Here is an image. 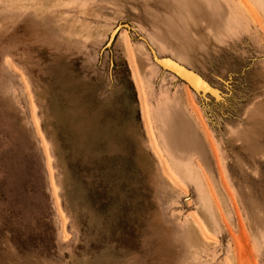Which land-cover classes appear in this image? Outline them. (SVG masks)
Returning <instances> with one entry per match:
<instances>
[{
  "label": "rangeland",
  "instance_id": "1",
  "mask_svg": "<svg viewBox=\"0 0 264 264\" xmlns=\"http://www.w3.org/2000/svg\"><path fill=\"white\" fill-rule=\"evenodd\" d=\"M0 264H264V0H0Z\"/></svg>",
  "mask_w": 264,
  "mask_h": 264
},
{
  "label": "bare ground",
  "instance_id": "2",
  "mask_svg": "<svg viewBox=\"0 0 264 264\" xmlns=\"http://www.w3.org/2000/svg\"><path fill=\"white\" fill-rule=\"evenodd\" d=\"M114 35H115V32L113 33V35H112L111 38H113ZM154 55H155V53H154ZM155 57H156V55H155ZM151 58H152V56H151ZM156 59H159V58L156 57ZM166 59H169V58H166ZM169 61H171V63L170 62H167L169 64L165 66L166 68H162V69L165 70V71H167V72L174 71L175 73H177L178 75H180L181 81H183L189 88H191L190 85H193L197 89L203 91V94L202 95H198L195 92H193L195 95H198L200 97L205 98V96H207L206 94L208 93L209 96H211L214 101H216V99L218 100L219 98L221 100V97H219V93L217 92V90L212 89L211 86L209 85V83L206 82L203 78H201L198 74H196L192 70H189L188 68L184 67L181 63H179V62H177V61H175L173 59H169ZM153 63L156 66H158L154 61H153ZM187 71H189L190 73H187ZM170 73L172 74V72H170ZM191 73L195 74L196 76L191 75ZM172 76L174 78H177V76H175L174 74H172Z\"/></svg>",
  "mask_w": 264,
  "mask_h": 264
},
{
  "label": "water",
  "instance_id": "3",
  "mask_svg": "<svg viewBox=\"0 0 264 264\" xmlns=\"http://www.w3.org/2000/svg\"><path fill=\"white\" fill-rule=\"evenodd\" d=\"M121 28H125L126 30H129V27H128L127 25H120V26L117 28V30H119V29H121ZM117 30H116V31H117ZM137 38L145 43V40H144V39L140 38L139 36H137ZM149 51H150V53H151V56H152L153 61H154V62H155L160 68H166L165 66L169 64V63H167V62H170V63H171V61H169V59H156L153 50H151V49L149 48ZM173 64H174V63H173ZM169 70H170V69H169ZM170 72H172V74H174L175 76H177V78H179V79L181 78L180 75H178V74L175 73L174 71H170ZM187 73H190V72L187 71ZM191 75L196 76V75L193 74V73H191ZM180 80H181V79H180ZM189 84H190V83H189ZM190 86H191V90H192L193 92H195L196 94H198V95H202V94H203V91H202V90L197 89V88L194 87L193 85H190ZM206 95L209 96L208 93H207Z\"/></svg>",
  "mask_w": 264,
  "mask_h": 264
},
{
  "label": "crops",
  "instance_id": "4",
  "mask_svg": "<svg viewBox=\"0 0 264 264\" xmlns=\"http://www.w3.org/2000/svg\"><path fill=\"white\" fill-rule=\"evenodd\" d=\"M180 63V62H179Z\"/></svg>",
  "mask_w": 264,
  "mask_h": 264
}]
</instances>
